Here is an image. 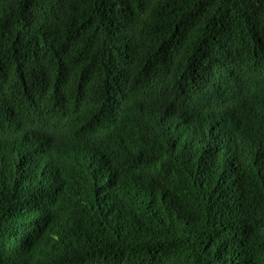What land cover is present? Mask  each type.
I'll use <instances>...</instances> for the list:
<instances>
[{"label":"trees","instance_id":"16d2710c","mask_svg":"<svg viewBox=\"0 0 264 264\" xmlns=\"http://www.w3.org/2000/svg\"><path fill=\"white\" fill-rule=\"evenodd\" d=\"M245 56L264 0H0V264H264V97H217Z\"/></svg>","mask_w":264,"mask_h":264},{"label":"clouds","instance_id":"9594fccd","mask_svg":"<svg viewBox=\"0 0 264 264\" xmlns=\"http://www.w3.org/2000/svg\"><path fill=\"white\" fill-rule=\"evenodd\" d=\"M254 64V60L251 56H245L234 64V67L231 71L232 80L225 81V83L222 85L221 91L217 93V97L220 101H223L225 104L240 108L252 107L254 105V99L251 97V91L253 88L260 92V94L264 97V90L259 89L261 85H264V73L261 75L252 74L251 69L254 68ZM221 68L222 70H224V66H222ZM208 77H212V75L210 74L208 75ZM201 84L202 89L200 91L197 83L194 88L190 90L187 89L188 93L190 94L196 91H199V94H196L194 96H185V99L189 103L193 104L195 110L198 111L200 115L201 112L199 110L207 103L208 91L210 89L207 82H202ZM191 111L194 112L192 106ZM179 116L180 114L177 113L175 107L168 100L164 114V117H166L164 125H174L179 119ZM234 133L235 130L220 132L216 135L214 141L222 144L223 149H228V145L224 143L225 138ZM87 134L88 132L85 129L77 130L73 133L61 134L60 147L67 154L68 158H71L70 147L73 144H76L78 146L84 145L85 141L83 137ZM93 144L92 147L81 151L80 154H83L84 158L78 160V162L81 163L79 164V167L81 169V174H79L80 181H86L87 184L84 185L86 187H90L96 184V182L100 180L99 174L104 171L107 166L117 163L114 156L109 157L105 152H103L102 155L98 154L96 150L93 149ZM67 145H69L70 147H67ZM41 156L44 159L47 157V154L45 153ZM111 158L114 162L110 164ZM90 179L94 180L90 181Z\"/></svg>","mask_w":264,"mask_h":264},{"label":"bare ground","instance_id":"6f19581e","mask_svg":"<svg viewBox=\"0 0 264 264\" xmlns=\"http://www.w3.org/2000/svg\"><path fill=\"white\" fill-rule=\"evenodd\" d=\"M242 218V217H241Z\"/></svg>","mask_w":264,"mask_h":264}]
</instances>
